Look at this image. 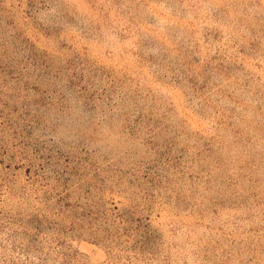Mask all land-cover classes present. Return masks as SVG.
Here are the masks:
<instances>
[{
	"label": "rangeland",
	"instance_id": "1",
	"mask_svg": "<svg viewBox=\"0 0 264 264\" xmlns=\"http://www.w3.org/2000/svg\"><path fill=\"white\" fill-rule=\"evenodd\" d=\"M0 264H264V0H0Z\"/></svg>",
	"mask_w": 264,
	"mask_h": 264
}]
</instances>
